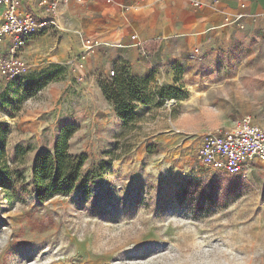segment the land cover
<instances>
[{
  "label": "rangeland",
  "instance_id": "374dc122",
  "mask_svg": "<svg viewBox=\"0 0 264 264\" xmlns=\"http://www.w3.org/2000/svg\"><path fill=\"white\" fill-rule=\"evenodd\" d=\"M70 29L64 22V30L34 36L24 50L33 69L0 77L5 152L27 180L36 152L53 147L69 117L51 109L45 88H60L57 103L68 91L78 38ZM46 75L52 81L29 95L33 79ZM183 79L137 111L148 125L136 135L122 136L112 122L77 132L71 152L87 156L83 175L96 170L88 188L79 184L44 202L21 190L10 202L0 189V264H264V162L238 176L197 159L203 135L247 114L264 125V31L234 36L195 60ZM170 98L177 103L164 105ZM109 111L107 105V118ZM18 147L26 149L21 159ZM184 179L201 181L213 200L180 196Z\"/></svg>",
  "mask_w": 264,
  "mask_h": 264
},
{
  "label": "crops",
  "instance_id": "0c3cea01",
  "mask_svg": "<svg viewBox=\"0 0 264 264\" xmlns=\"http://www.w3.org/2000/svg\"><path fill=\"white\" fill-rule=\"evenodd\" d=\"M242 1L246 4L243 29L237 26L236 20L237 14L242 11L240 0H202L199 8H195L189 0L72 2L63 10V23L66 22L69 29L78 35V38L72 37L77 56L82 51L85 37L110 45L100 46L86 60L76 59L74 63H69L68 91L61 103H57L60 88L55 84L45 88L51 94V109H57L58 114L63 110V116H69L66 123L78 125L80 135H88L95 127L107 126L111 122L120 128L122 136L136 135L139 125H148V118L137 113L132 123L124 124L113 105L106 100L99 76L111 69L126 67L133 75L147 80L152 99L149 105L154 104L158 90L178 85L192 71L195 63L192 54L196 50L200 60L231 45L234 36L241 32L253 36L264 31V0ZM37 2L25 0L24 7L36 10ZM120 4L129 6L130 10H124ZM134 34L138 37L133 38ZM7 49L8 41L0 43V53ZM107 105L110 108L109 118L105 112ZM143 107L146 105H139L137 111ZM36 112L38 115L41 113ZM151 135L156 136L157 133Z\"/></svg>",
  "mask_w": 264,
  "mask_h": 264
},
{
  "label": "built area",
  "instance_id": "2783aa9c",
  "mask_svg": "<svg viewBox=\"0 0 264 264\" xmlns=\"http://www.w3.org/2000/svg\"><path fill=\"white\" fill-rule=\"evenodd\" d=\"M85 0H38L35 10L24 7L25 0H0V43L8 41V49L0 53V77L19 76L33 69L34 65L24 57V50L31 39L50 27L64 30L63 10L72 2L83 3ZM195 8L202 5V0H189ZM124 10H130L129 6L120 4ZM240 11L237 16V26L244 28L246 16L243 9L246 4L240 0ZM138 36L134 34L133 38ZM110 43L99 39L85 37L83 39L81 53L70 60H86L102 46ZM120 45V44H118ZM192 58L199 59L198 50L192 54ZM115 75L111 69L107 74H101L99 78L110 79ZM177 103V99L170 98L164 105L171 106ZM197 159L206 169L223 172L229 175L243 176L249 164L264 162V125L255 122L254 118L247 114L238 118L231 128L218 129L202 136V142L197 151Z\"/></svg>",
  "mask_w": 264,
  "mask_h": 264
},
{
  "label": "trees",
  "instance_id": "16d2710c",
  "mask_svg": "<svg viewBox=\"0 0 264 264\" xmlns=\"http://www.w3.org/2000/svg\"><path fill=\"white\" fill-rule=\"evenodd\" d=\"M114 70L115 75L110 79H101L100 85L118 118L127 125L136 119L138 106L146 105L150 101L148 82L143 77L133 75L126 67ZM52 79L50 75L33 79L26 91L32 96L45 88ZM79 129L74 123L62 125L56 132L53 147L36 152L31 166V176L27 180L19 165L11 166L5 152L8 127L0 128V189L4 190L6 199L14 201L21 190L44 202L57 193L72 191L79 184L88 188L89 182H94L96 170L83 175L87 156L71 152L72 140ZM16 151L20 159L26 153V149L21 147ZM203 187L204 184L197 179L191 181L184 179L179 195L190 194L199 198L201 202L212 201L213 191L207 192Z\"/></svg>",
  "mask_w": 264,
  "mask_h": 264
}]
</instances>
